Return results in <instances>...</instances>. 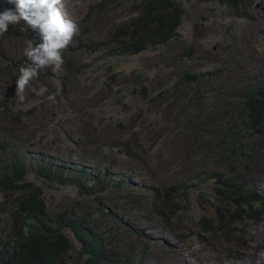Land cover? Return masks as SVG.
I'll use <instances>...</instances> for the list:
<instances>
[{"label":"trees","instance_id":"1","mask_svg":"<svg viewBox=\"0 0 264 264\" xmlns=\"http://www.w3.org/2000/svg\"><path fill=\"white\" fill-rule=\"evenodd\" d=\"M217 1L237 4V0ZM187 11L184 0L96 1L84 16H76L73 24L78 32L66 47L57 49L62 61L59 68L55 63L38 68L22 96L11 91L9 100L0 98V117L8 115L12 122L9 128L0 127V195L4 197L0 201V264H145L156 239L123 223L112 212L113 206L102 204L111 199V192L120 195V205L127 198L133 205L147 203L155 221L181 240L208 243L222 236L226 242H237L241 222L264 215V190L259 186V170L264 169V66L262 74L246 79L243 89L231 84L225 90L224 68L205 70L192 65L188 57L194 48L190 47V51L175 52L170 66L180 70L179 77L173 86L161 84L156 94L151 91L149 74L142 70L122 74L116 62L114 68L106 67L105 78L99 75L89 80L95 60L87 56L107 53L120 58V54L169 45L177 38ZM91 14L97 19L93 21ZM120 17V22L114 20ZM22 22L9 24L0 34V56L8 55L7 64L0 61V82L9 78L6 74L18 75L20 80L21 69L35 67L26 53L46 42L39 26L27 25L30 28L22 30ZM250 49L248 44L241 45L235 54ZM163 75L158 73V77ZM208 81L218 90L213 97L223 100L219 109L232 107L225 119L219 114L223 108L201 107L208 99L203 90ZM196 83L203 89L189 95ZM42 84L54 87V102L40 95ZM96 87L109 97L114 93V103L124 108V115L114 118L111 128L98 136L97 126L74 120L83 122L80 129L88 139L76 137L69 124L62 125L64 137L70 136L79 152H60L63 142H58L56 150L47 144L36 149L35 143L48 142L22 138L32 117L39 116L35 134L40 128L49 131L48 115L64 111L70 116L76 111L72 89L97 93ZM60 100L65 102L62 108ZM24 103L35 104L25 110L20 106ZM155 104L166 109L164 119L150 122V132L160 142L156 152L146 146L140 129L143 120L148 123L154 113L150 106ZM126 109H133L134 117ZM171 119L177 124L173 131L167 127ZM103 134L107 136L101 140ZM173 139L179 142L178 150L171 148ZM208 182L211 193L201 186ZM68 186L77 188L73 198L48 202V190ZM197 189L203 214L188 218L185 212L192 207L191 195ZM93 206L94 217L88 211Z\"/></svg>","mask_w":264,"mask_h":264},{"label":"rangeland","instance_id":"2","mask_svg":"<svg viewBox=\"0 0 264 264\" xmlns=\"http://www.w3.org/2000/svg\"><path fill=\"white\" fill-rule=\"evenodd\" d=\"M96 1L99 0H63V7L72 16L81 18L86 13L87 7ZM140 1L124 0V3H137ZM184 5L188 7V11L184 15L182 25L178 29L177 38L173 42L159 48H149L143 52L130 53L128 55L120 54V58L113 57L107 53H97V55L87 56L89 60H95L90 69V74L93 76L89 80H93L96 76L99 77V75L105 78L106 67L112 66L114 68V62H116L118 63L117 68L121 70L122 74L129 75L139 70L149 74L152 79L149 83L151 91L156 94L160 91L161 84L163 86L167 84L173 86L175 80L179 77L180 70L178 68L171 69L170 66L174 62L175 52L190 51V47L194 48V51L188 57L192 65L199 66L205 70L218 67L224 68L223 74L228 76L223 79L225 90H230L232 85L234 89H243L246 79L254 76V74L263 73L264 0H237V4L233 6L222 5L217 0H184ZM6 9L15 10V5L0 2V11H5ZM112 11L120 13L121 8L118 10H113L112 8ZM237 12L243 13L244 16L240 15L236 17L235 14ZM107 14L108 12L103 16H107ZM91 16L93 21L97 19L95 14H91ZM114 20L120 22L122 18H115ZM104 22L105 17L102 18V24ZM22 30H28V27L23 26ZM246 44L251 47L249 53L240 51V54H235L238 47L241 45L245 46ZM4 45L6 46V43ZM165 51L167 52L165 53ZM1 62L6 63L4 59ZM81 63L84 64L85 62L82 60ZM162 65L165 66L162 67ZM158 73H164L165 75L158 77ZM6 76L9 78L3 77L0 82V98H7L6 100H9L11 95H7L9 94L8 91H14L20 95L25 93L27 86L21 90L18 75L6 74ZM159 78L162 81H159ZM236 83L237 86L234 85ZM101 84L102 79L99 85ZM212 86L216 85L212 84L211 81L205 83L204 89L202 86L199 89L198 83L193 84L189 95L196 94L197 90L203 89L208 99L201 107L215 111V109L217 110L222 106L223 100H217V98L213 97L217 95L218 90H213ZM217 86L221 85L218 84ZM53 89L54 87L50 89L44 84L38 88L40 95H43L44 99L48 98L51 102L55 100L54 92H52ZM96 90L98 91L97 93L91 92L86 88L79 90L76 88L72 89L71 97L78 102L76 111H71L70 116L64 111L48 115L47 118L50 124L48 128L50 132L47 129L40 128L34 134V127L39 116L32 117L27 124V128L23 129L25 132H23L22 138L28 139L29 142L43 139L48 142L35 143L34 147H37L36 149L47 144L56 150L58 142H63L64 147L59 149L60 152L64 151L67 154L79 152L80 150L74 147L75 142L72 138L68 135L64 137L61 129L62 125L69 124L70 127L72 126L76 137L80 134L85 139H88L89 137L81 132L80 126L83 125L82 121L90 122L93 126H97V129H94V131L98 136L103 130L111 128L114 118L118 116L121 118L124 115V108L114 103V93H111L113 96L109 97L107 96L108 93L102 91L101 87H96ZM34 104L24 103L20 106L27 110ZM59 104V107L62 108L65 102L60 100ZM91 105H93L92 108H88ZM150 108L153 109L154 113L151 114L148 123L145 120L142 121L144 126H141L140 129L143 134L142 138L146 140V146L156 152L160 142L150 132V122L164 119L166 109L163 105L157 104L150 106ZM222 108H220L222 110L219 111V114L222 119H225L232 107L226 106ZM125 112L129 116L134 117L132 114L134 113L133 109H126ZM62 118L66 120H62ZM10 120L8 115L1 116L0 127H11L12 122ZM74 120L82 121L80 123L78 121L74 122ZM174 126L175 128L177 127L176 120L171 119L167 123V127L173 131ZM147 129L148 132L145 133ZM106 136L103 134L100 137L101 140H104ZM178 146V140L173 139L171 148L178 150ZM155 162L158 164L157 157L155 158ZM169 167L170 165H167L164 169L168 170ZM192 167V169L197 168L195 165H192ZM259 175V186L264 190V169L259 170ZM201 186L203 190H208L207 193H211L210 182ZM199 189L195 190L191 195L192 207L185 212L188 218L193 215L198 217L203 214V210L198 205L196 197ZM76 192L77 188L75 186L60 187L58 189L51 188V190L47 191L48 202L56 204L59 201L61 203L65 196L73 198ZM109 197H111L110 200L102 203L106 208L107 206H113L111 208L112 212H116L117 217L119 219L121 217L123 223L131 225L132 228L143 230L145 233L153 236L154 240L156 239L155 245L150 249V253L145 259V264H259L260 257H262V264H264V215L260 219L247 218L243 220L241 225L238 226L239 234L237 242H226L221 236L217 241L211 239L206 243L195 238H191L190 240L178 239L167 227L155 221V215L149 213L148 204L145 202L138 201L135 202L136 205H133L131 199L127 198L125 204L120 205L123 201L120 200L119 194L113 196L111 192ZM3 198L0 195V201ZM203 199L206 200V197L203 196ZM211 201L212 199L209 197L208 206L211 204ZM93 208L95 209L94 206L88 208L89 215L92 217L96 215ZM209 212L212 213L211 210Z\"/></svg>","mask_w":264,"mask_h":264},{"label":"clouds","instance_id":"3","mask_svg":"<svg viewBox=\"0 0 264 264\" xmlns=\"http://www.w3.org/2000/svg\"><path fill=\"white\" fill-rule=\"evenodd\" d=\"M8 2L15 5V10L6 9L0 12V34L8 30L9 24H18L22 20L24 22L21 24L24 26L29 25L32 28L39 26L46 41L26 53L35 67L21 69L19 86L23 90L37 74L38 68L52 63L59 68L62 61L57 49L66 47L72 35L78 32V28L73 24L77 17L69 14L63 7V0H8ZM53 37L56 39L53 40ZM1 55L3 58L0 56V61L8 56Z\"/></svg>","mask_w":264,"mask_h":264},{"label":"bare ground","instance_id":"4","mask_svg":"<svg viewBox=\"0 0 264 264\" xmlns=\"http://www.w3.org/2000/svg\"><path fill=\"white\" fill-rule=\"evenodd\" d=\"M257 260H258V258H257ZM256 262H257V261H256ZM258 262H259V264H260V263H261V264L263 263L262 257H260V259H259Z\"/></svg>","mask_w":264,"mask_h":264}]
</instances>
